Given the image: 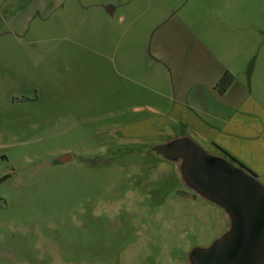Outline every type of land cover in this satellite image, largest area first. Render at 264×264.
<instances>
[{
	"label": "rangeland",
	"instance_id": "obj_1",
	"mask_svg": "<svg viewBox=\"0 0 264 264\" xmlns=\"http://www.w3.org/2000/svg\"><path fill=\"white\" fill-rule=\"evenodd\" d=\"M211 50L260 96L264 0H0V264H189L224 234L147 150L185 135L225 156L165 118Z\"/></svg>",
	"mask_w": 264,
	"mask_h": 264
},
{
	"label": "water",
	"instance_id": "obj_2",
	"mask_svg": "<svg viewBox=\"0 0 264 264\" xmlns=\"http://www.w3.org/2000/svg\"><path fill=\"white\" fill-rule=\"evenodd\" d=\"M155 150L175 166L187 188L227 217L224 234L208 247L194 248L188 263L264 264V185L257 176L227 156L209 154L189 136L157 145ZM70 160L66 154L58 162Z\"/></svg>",
	"mask_w": 264,
	"mask_h": 264
},
{
	"label": "crops",
	"instance_id": "obj_3",
	"mask_svg": "<svg viewBox=\"0 0 264 264\" xmlns=\"http://www.w3.org/2000/svg\"><path fill=\"white\" fill-rule=\"evenodd\" d=\"M235 42L243 44V50L246 49L247 40L242 38L231 39L227 44ZM186 45V53L192 57L204 54L198 46L201 44L194 40ZM210 55L211 71L208 75L198 76L185 71L178 76L174 87L176 105L165 118L188 127L198 140L209 142L246 166L259 180H264V63L254 71L260 96L242 95L238 90L233 92V87L237 84L242 87L243 79H238L236 73L221 63V55L217 56L212 50ZM226 73H231L235 81L222 93L217 85Z\"/></svg>",
	"mask_w": 264,
	"mask_h": 264
},
{
	"label": "trees",
	"instance_id": "obj_4",
	"mask_svg": "<svg viewBox=\"0 0 264 264\" xmlns=\"http://www.w3.org/2000/svg\"><path fill=\"white\" fill-rule=\"evenodd\" d=\"M235 78L233 75H231L230 73H226L223 78L221 79V81L219 82V84L217 85V89L220 92H225L227 91V89L234 83ZM225 154V156L229 157L233 162H235L236 164L242 166L243 168H245L247 171H249L250 173H253L252 171H250L246 166H244L243 164H241L239 161H237L235 158L231 157L230 155H228L227 153L223 152ZM254 174V173H253Z\"/></svg>",
	"mask_w": 264,
	"mask_h": 264
},
{
	"label": "flooded vegetation",
	"instance_id": "obj_5",
	"mask_svg": "<svg viewBox=\"0 0 264 264\" xmlns=\"http://www.w3.org/2000/svg\"><path fill=\"white\" fill-rule=\"evenodd\" d=\"M156 148V147H155ZM155 148H153V147H150V148H148L147 150L148 151H150V152H152L153 153V155L156 157V158H158V159H160L161 161H167V160H165L161 155H159L158 153H157V151L155 150ZM139 183V188H143V189H147V187L149 188V186H150V181H143V182H138ZM143 183V184H142ZM189 190V189H188ZM190 192H192V194L195 196V197H197V195L193 192V191H191V190H189Z\"/></svg>",
	"mask_w": 264,
	"mask_h": 264
}]
</instances>
